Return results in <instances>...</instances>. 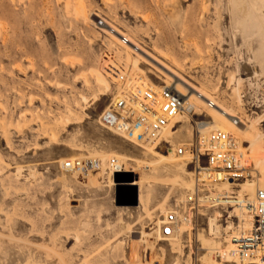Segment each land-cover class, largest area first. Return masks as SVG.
<instances>
[{
    "label": "rangeland",
    "instance_id": "374dc122",
    "mask_svg": "<svg viewBox=\"0 0 264 264\" xmlns=\"http://www.w3.org/2000/svg\"><path fill=\"white\" fill-rule=\"evenodd\" d=\"M102 19L264 133V0H0V264H200L194 234L206 216L237 221L232 206L201 209L178 240L150 248L145 223L184 191L171 170L141 167L117 184L106 167L81 174L64 167L96 153L145 159L138 145L98 125L113 86L106 77L101 94L90 69L106 63L104 48L131 76L157 86L165 79L146 53L104 31ZM205 110L189 115L171 149L193 138L192 121L200 120L196 129L210 119ZM251 174L248 183L262 185L264 177ZM139 178L142 205L131 204ZM232 186L234 196L245 194Z\"/></svg>",
    "mask_w": 264,
    "mask_h": 264
},
{
    "label": "built area",
    "instance_id": "2783aa9c",
    "mask_svg": "<svg viewBox=\"0 0 264 264\" xmlns=\"http://www.w3.org/2000/svg\"><path fill=\"white\" fill-rule=\"evenodd\" d=\"M121 41L124 42L125 38L121 37ZM102 53L103 57L110 55L104 48ZM103 70L110 84L117 85L118 88L112 90L110 100L97 114L98 125L125 139L134 137L143 142L154 143L155 147L169 144L160 133L166 126L175 128V122L170 120L182 105L181 93L165 82L160 83L156 89L133 85L129 70L122 62L106 60ZM207 101L209 104L210 101ZM199 121H192L194 132L195 124ZM184 150L188 153L187 163H191L193 171L191 187L184 190L181 197L173 198L166 204L158 221L150 220L145 223L144 228L149 237H168L175 224L180 221L188 222L192 228L201 209L223 208L228 205L221 204L218 195L211 193L215 183L230 180L234 184L250 175L248 167L242 164L241 147L233 136L220 129H212L204 136L195 134L188 142H180L175 148L176 153ZM95 163L94 159L75 158L65 160L63 165L66 169L81 174L86 169H93ZM107 164L111 175L116 171H129V167H124V163L114 157H110ZM243 206L249 225L244 230L230 233L232 247L229 253L238 261H244V264H259L258 255L264 252V182L255 187L252 198L245 200ZM228 217L226 215L223 218V225L227 224L225 222ZM229 223L235 225L237 221ZM213 253L215 257H219L217 251ZM259 258L262 259V255Z\"/></svg>",
    "mask_w": 264,
    "mask_h": 264
},
{
    "label": "bare ground",
    "instance_id": "6f19581e",
    "mask_svg": "<svg viewBox=\"0 0 264 264\" xmlns=\"http://www.w3.org/2000/svg\"><path fill=\"white\" fill-rule=\"evenodd\" d=\"M109 23L110 22L107 23V21H103L102 19L101 21V25L103 26L102 29L104 31H107L108 34H111L115 39L119 40L123 44L126 50H129L139 56H143L142 55L143 53L141 52L146 53L150 57L155 67L163 73V77L165 81L168 83H166L165 81L164 82L166 84H169L171 87H173V89H176L181 93L182 105L179 111H177L170 120V122H173V123L175 122L174 123L175 128L170 129L168 126H166L162 129L160 133L161 136H163L169 141L170 148L166 154H162L159 151H157L155 149V146L153 145L154 143H147V142H143L140 139L130 137L127 140L138 145L140 149H142L141 153L143 156H145V159L129 157L123 154L103 153L102 155H98L99 153L98 154L96 153L97 155L92 154L85 158L82 157V160H87V159L96 160L94 168L96 167L102 168L103 170V168L106 167V169L108 170V175L110 177H112V175L108 169V164H107V161L110 157H114L118 161L124 162V163L127 160L131 162H135V165L133 163L134 166H131L130 167L131 169L129 170L135 173H138L137 171L140 170L141 167L142 168L143 167L153 168V170L154 169L157 170L160 168L163 169V171L171 170L172 176H173L172 179H174L175 182H179L180 184H182L183 185L182 187H184L185 185L183 190H187L191 187L192 180H193L192 179L193 171L191 170L192 171L191 172L185 169V166H186L185 160L188 159L189 157L188 153L186 150H184L182 153H176V151H174L173 148L171 149V145L175 143L174 141L175 137L180 136L182 132L181 130L183 128V123L184 124L189 123V115L192 112L194 113L196 111H200L201 109H206L205 111L207 112V115L208 117H210V119L208 121L201 123L199 127L197 126L196 134L200 136H204L208 131L212 129H220L224 132H227L231 136H233L237 145L244 149V150L241 149L242 164L248 167L249 172H250V177L245 178L238 183L235 182L240 187V191L245 192V194L242 196L239 195V193L235 196L232 194L233 190H231V188L233 187L232 186L233 183H231L230 180H222V181L215 183L212 186L211 193L218 195L219 197L218 200L221 204L228 203V205H231L232 207H234L233 210L237 217V223L235 225H231L230 223H227V225L223 227L220 223L217 222V215L219 214L216 213V211H214L212 214L207 215L206 221H205V224H206L205 227L201 228L200 231L195 230V234H194V240L200 243L201 245L200 249H202L203 251V254L199 257L198 260L200 261V264H221V262L223 261L231 262L233 264H244V261H238L236 258H234L229 253V249L232 247V243L229 240V235L232 232L239 231L238 229L244 230L249 225L248 218L245 212V207L243 206V202L245 200L252 198L253 191L255 187L258 186V182H256L254 185L248 183V181L251 180V178L253 177L251 173H256L257 181L264 177V152L262 149V146H263L262 144L264 143H262L261 141L264 133L256 131V127L253 121L249 120L250 121L249 123L245 122L242 118L237 116L231 110V108L226 106L221 101L214 99L213 98L214 96L212 97L205 90L190 83L187 79L182 77L173 68H171L170 66H167L155 54L149 51L148 52L144 51L143 46H141L134 39L126 35L127 33L124 34V32L116 28L117 26L114 27L112 26L113 24L110 25L111 23L110 24ZM121 37L125 38L124 42L121 41ZM126 55L127 57H129L128 53H126ZM160 56L165 57V54L161 53ZM109 58H111L110 61L113 62L114 61L113 58L115 57H112V55H107V57H105L104 60H109ZM102 66L103 64L100 67L101 71L94 69V68H91L90 70L92 72L91 75H93L95 79V82L98 85L102 86L101 94H104L109 89V84L106 78L107 77L106 73L102 69L103 68ZM128 74L131 76L130 72H128ZM131 78L133 79V85H137L138 87L148 86L153 89H156L159 87V85L157 86L154 84H148L144 79H139V76L136 75V73H135V76L132 75ZM133 85L130 86V88L133 87ZM112 86H113V89L118 88L117 85L116 86L112 85ZM183 90H185L186 93ZM229 97L231 98V96ZM234 98H236L237 102L240 103L239 95L237 93H236V97L234 96ZM95 99H97L96 95L93 96V101ZM83 100H86V99L84 98ZM207 100L210 101L209 104L207 103L208 102ZM185 132L187 134V137H190L191 135L190 129L186 127ZM178 140H181V139H178ZM241 141L248 143V146L243 147L240 144ZM71 159H75V158L71 157L70 160ZM124 167L126 166L124 165ZM87 170L89 169H86L85 171ZM69 171H72V170H69ZM183 175H187L189 179L188 180L184 179ZM114 182H116L117 184L122 183L121 180L114 181ZM134 184L138 185L137 203L142 205L140 178L137 179L134 182ZM162 207L163 206H161L160 209ZM164 211L165 210L162 208L161 212L164 213ZM188 224H189L188 222H182V221L177 222L174 226L173 232L168 237L161 238V237H158L157 235H153L152 239H154V241L152 242L149 241L150 243L146 242L145 244H148L151 248L153 245V242H157L159 240H164V239H167V240L177 239L178 240L177 236L180 235L183 231H186ZM143 234L144 236H146L148 235V232L143 231ZM214 251H217L219 254L218 261L212 257ZM261 255H262V259L259 258ZM258 262L259 264H264V252L258 255ZM174 264H179V263L175 262Z\"/></svg>",
    "mask_w": 264,
    "mask_h": 264
},
{
    "label": "water",
    "instance_id": "95a60500",
    "mask_svg": "<svg viewBox=\"0 0 264 264\" xmlns=\"http://www.w3.org/2000/svg\"><path fill=\"white\" fill-rule=\"evenodd\" d=\"M123 175H130V171H116L112 173V179L114 181H119V180H123ZM118 196V193L116 191H114V198ZM130 196H131V204H136L137 202V192L134 186H132V190L130 192Z\"/></svg>",
    "mask_w": 264,
    "mask_h": 264
}]
</instances>
